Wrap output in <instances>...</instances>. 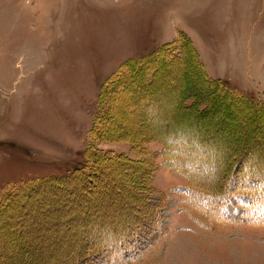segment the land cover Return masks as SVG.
<instances>
[{"label": "rangeland", "instance_id": "1", "mask_svg": "<svg viewBox=\"0 0 264 264\" xmlns=\"http://www.w3.org/2000/svg\"><path fill=\"white\" fill-rule=\"evenodd\" d=\"M197 60L209 78L264 105V0H0V194L71 174L87 150L115 160L98 178L73 181L79 194L31 192L1 212L0 264H25L28 254L31 264H264V220L250 221L251 186L210 220L161 153L175 120L196 124L211 138L200 151L193 143L203 140L189 136L190 155L206 165L200 177L228 189L216 170L245 145L243 117L246 145L260 141L264 166V115L244 117L230 102L197 117L180 109L190 96L195 110L211 98ZM137 69L140 81H132ZM103 91L113 115L108 139L94 134ZM101 221L128 223L131 241L116 255L80 262L86 246L107 244L92 229Z\"/></svg>", "mask_w": 264, "mask_h": 264}, {"label": "trees", "instance_id": "2", "mask_svg": "<svg viewBox=\"0 0 264 264\" xmlns=\"http://www.w3.org/2000/svg\"><path fill=\"white\" fill-rule=\"evenodd\" d=\"M162 55H156V58L161 57L160 62H157L156 67L159 66V64L163 63L164 61V54L159 53ZM195 57H197V54H194ZM151 57L146 58L148 60ZM162 61V62H161ZM197 66L201 68V72L203 75V79L205 82V85L207 87V91L205 90V96L211 97L207 102L205 103V106L202 104L201 107L198 110H195L197 101L196 97L190 98L185 100L181 105L180 109L190 114L192 117H197L204 112H206L207 109L210 108V106H214L216 104H226L228 105L229 102L232 105L234 109H236L239 114H243L245 117V114L250 115L254 117L255 119H261L264 115V105H262L260 102L256 101L255 99L249 97L248 95H245L241 92L233 91L226 82L221 80H213L208 77L206 74L204 68L202 65L198 63L197 60ZM138 68H142L147 66V64L144 62L142 63H136ZM167 63L164 64L166 67ZM163 66V65H162ZM148 67V66H147ZM137 73L132 74V71L130 72L131 77L129 74L125 73V75L122 78H119L118 80H123L126 77H130V79L133 80H139L142 75L139 74L141 72L140 69L136 70ZM141 75V76H139ZM138 78V79H137ZM140 81V80H139ZM106 92H102L100 96L101 101V107H100V113L97 116V119H95V127H94V134L95 136H100L103 139H108V137H105V131L108 127L109 130L112 127L113 124V115L110 116L109 109L107 107H103V100L106 99L107 95ZM198 92L196 93V95ZM200 97V96H199ZM151 98V97H150ZM182 98V97H181ZM201 102V101H199ZM198 102V103H199ZM203 102V101H202ZM107 108V109H105ZM184 113V114H185ZM181 117H184L183 115ZM177 118H180L177 116ZM182 119V118H181ZM184 119V118H183ZM187 127H182V120H175L173 123L174 127H172L166 137V142L164 141V146L162 148V155L166 157V166L170 167L171 170L176 171L183 175L186 179H188L190 183V191L189 195L200 199V203H198V207H194L197 209L198 212L202 213V215L206 216L208 219L219 218L220 217V211L222 210L224 204L228 202L229 199H231V196H233L235 193H239L245 190V184L248 183L251 186V191L246 190L247 192V198L250 201V211L253 212L250 214V221H261L264 220V166L258 165V155H256L255 152V144L260 145V141L258 143H255L254 149L251 145H246L247 139L250 137L249 131L247 129V122L245 119H241L240 126L242 130L241 138L244 140L245 145H241L240 147H237L231 151L230 154L226 155L225 165H223L222 169H217V173L223 174V178H227L229 181V187L228 189H225L224 186L221 188H218L217 186H214L215 184L206 183L201 179L199 172H204L206 169L205 162L200 161L197 156L190 155L189 149L193 150L194 147H198L200 151L203 150V146H200L201 143H205L209 139L208 134L207 136H203L202 138L199 136L200 134L197 133L196 128L197 125L191 124L185 119ZM102 122L107 123L109 122V125L102 129ZM239 122V121H238ZM190 126V127H188ZM192 132H195L198 134L201 140H196L193 143V146H189V136L192 134ZM163 142V141H162ZM257 142V141H256ZM207 144V143H206ZM205 144V145H206ZM264 146V143H263ZM187 147V148H186ZM195 148V149H196ZM257 150V148H256ZM92 150H87V158L83 166L80 168L75 169L71 174L67 176H60V177H50L45 179H39L35 180L33 182H26L24 184H21L18 187H12L9 186L7 188H4L1 191L0 194V213L3 212L5 209H8L12 206L13 203H16L18 201H22L21 197H23L26 194H29L31 192L39 193L40 191L45 190L49 194H79L80 190L77 188H72V185L74 182H80L83 179L86 178H98V173L101 172L102 167L105 165L106 167L112 166L113 163H115V160H112L108 157V153L101 152V151H93L94 154L90 155V152ZM263 151V158H264V150ZM189 153V154H188ZM214 158V157H213ZM206 162H209L208 158H205ZM264 162V160H263ZM197 165V166H196ZM225 167V168H224ZM246 180L244 184L240 185V183H234L237 181V178L240 177ZM243 176V177H242ZM222 177V176H221ZM255 178V180H252ZM252 180V181H251ZM74 181V182H73ZM90 183H93V181L90 180ZM112 190L114 188H111ZM243 189V190H242ZM82 191V190H81ZM242 194V193H241ZM58 195V194H57ZM69 200V199H67ZM74 201V199H71ZM18 204V203H17ZM200 208V209H199ZM195 209V210H196ZM61 216H64L66 214H69L70 211L66 212H60ZM101 221V223L96 222L93 225L92 229H98V231L103 235L102 240L108 241L107 244H98L94 243L90 246H86L83 250H81V260L83 261L86 259L88 262L91 261L95 257H99L101 255H109L111 257L112 254L115 252H120L121 250L117 249L120 245L124 247V245H127L129 241H131V237L133 236V233L130 232L131 229H129L130 225L128 223L121 224L117 228L114 226H110L108 224H105V222ZM66 223V222H65ZM68 223V222H67ZM102 226H105V230L101 231ZM96 227V228H95ZM121 228L122 230H117L118 228ZM120 246V248H121ZM123 249V248H122ZM3 252L0 251V254ZM116 255V254H114ZM30 255H26L24 258V262L28 264H31L29 257ZM79 262V261H78ZM56 264V263H55ZM79 264V263H76Z\"/></svg>", "mask_w": 264, "mask_h": 264}]
</instances>
